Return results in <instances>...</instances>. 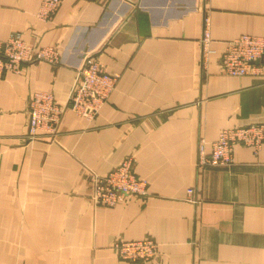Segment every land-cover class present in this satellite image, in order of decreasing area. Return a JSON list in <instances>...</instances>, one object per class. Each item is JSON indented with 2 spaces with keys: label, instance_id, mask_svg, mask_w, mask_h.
Here are the masks:
<instances>
[{
  "label": "crops",
  "instance_id": "0c3cea01",
  "mask_svg": "<svg viewBox=\"0 0 264 264\" xmlns=\"http://www.w3.org/2000/svg\"><path fill=\"white\" fill-rule=\"evenodd\" d=\"M41 2L0 0V39L62 55L0 76V264H264V143L198 164L201 142L210 153L222 130L264 123V57L244 76L220 64L228 40L264 36V0H62L50 20ZM87 52L118 74L102 108H68L55 140L27 141L31 95L65 104ZM128 155L149 194L95 204L90 171ZM144 238L154 259L113 248Z\"/></svg>",
  "mask_w": 264,
  "mask_h": 264
},
{
  "label": "built area",
  "instance_id": "2783aa9c",
  "mask_svg": "<svg viewBox=\"0 0 264 264\" xmlns=\"http://www.w3.org/2000/svg\"><path fill=\"white\" fill-rule=\"evenodd\" d=\"M62 0H42L38 17L50 20ZM210 36L205 30L202 43L204 53L210 55ZM61 53L52 46L35 47L20 33H12L0 39V76L5 72H22L25 64L46 61L52 66L62 63ZM264 57V36L241 34L226 42L220 54L222 71L231 76H244L253 72L254 66ZM118 74L110 73L104 63L92 52H87L65 104H60L51 91H36L28 102L27 141L45 138L53 141L65 111L92 119L102 108L114 90ZM264 143V123L233 127L222 130L212 143V151L206 152L205 142L199 146L200 167L226 164L232 160L236 144L259 147ZM91 199L95 204L114 205L132 197L147 196L148 181L136 174L132 155L105 174L90 171ZM118 257L129 261H147L158 253V243L150 238L139 240H118L113 244Z\"/></svg>",
  "mask_w": 264,
  "mask_h": 264
}]
</instances>
